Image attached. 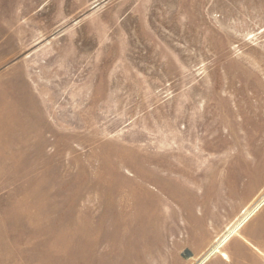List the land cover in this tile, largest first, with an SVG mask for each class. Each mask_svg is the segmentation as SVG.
Wrapping results in <instances>:
<instances>
[{
	"label": "rangeland",
	"instance_id": "rangeland-1",
	"mask_svg": "<svg viewBox=\"0 0 264 264\" xmlns=\"http://www.w3.org/2000/svg\"><path fill=\"white\" fill-rule=\"evenodd\" d=\"M0 264H264V0H0Z\"/></svg>",
	"mask_w": 264,
	"mask_h": 264
}]
</instances>
